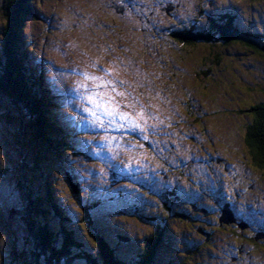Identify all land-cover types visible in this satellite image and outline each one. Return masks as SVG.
<instances>
[{
	"label": "rangeland",
	"instance_id": "rangeland-1",
	"mask_svg": "<svg viewBox=\"0 0 264 264\" xmlns=\"http://www.w3.org/2000/svg\"><path fill=\"white\" fill-rule=\"evenodd\" d=\"M30 1L20 41L34 55L35 67L46 74L39 85L52 89V107L59 108L52 133L57 135L61 124L71 135L61 142L62 154L52 155L49 141L34 136L29 117L0 91V264H25L32 259L34 242L26 221L28 184L31 200L33 191L52 189L63 216L79 228L94 255L100 251L87 214L95 217L99 227L104 226V216L114 230L133 238L130 245L119 246L122 258L130 249L144 248L146 239L140 242V236L147 225L154 224L143 221L141 233L135 235L131 215L120 222L121 217L113 214L111 204H118L114 193L119 181L127 182V190L136 185L135 193L148 196L139 205L136 198L129 200L138 206V214L148 212L153 201L159 203L158 193L151 190L216 188L217 195L189 193L184 202L168 197L174 210L172 215L168 209L171 222L166 227L171 241L160 246L157 264L182 260L186 264H264V236L257 239L264 235V170L252 162L247 143L248 132L256 124L250 107L264 104V54L215 37L192 43L181 42L178 34L173 37L196 24L202 29L209 26L208 13L235 9L237 26L253 34V39L258 35L263 43L264 0H115L125 5L126 12L120 16L111 6L114 0ZM4 2L0 0V53L7 46ZM10 28L9 44L19 30L13 24ZM143 29L148 40H141ZM22 43L14 50L20 51ZM144 45L150 54L141 48ZM127 48L135 57L125 54ZM138 56L147 60L148 70L158 64L163 77L155 70L145 76L136 69L133 63ZM117 60L128 69L120 85L110 82L102 67L113 70ZM137 74L141 84H132ZM150 74L153 78L146 86ZM86 75L98 79H86ZM134 84L145 90L141 95L146 101L125 91ZM71 142L74 148L65 151ZM206 152L225 155L228 170L220 158L211 161ZM192 159L196 164L190 161L188 167L181 166ZM121 169L129 174L121 178ZM234 186L246 193H225ZM208 200L211 210L195 206ZM93 204L91 213L86 208ZM223 205L238 214L236 221L220 226V214L228 212ZM161 208L155 206L154 211ZM177 210L179 215L189 210L185 222H174ZM61 264L68 263L62 260Z\"/></svg>",
	"mask_w": 264,
	"mask_h": 264
},
{
	"label": "trees",
	"instance_id": "trees-1",
	"mask_svg": "<svg viewBox=\"0 0 264 264\" xmlns=\"http://www.w3.org/2000/svg\"><path fill=\"white\" fill-rule=\"evenodd\" d=\"M30 0H5L3 5L4 17L6 19V42L7 46L0 53V91L9 95L13 101V104L21 110L26 117H29L31 123V129L34 132V136L42 138L49 141L52 154H62L63 149L61 148L63 137L59 133L54 135V115H52L49 106L51 103L48 101L47 96L49 95L48 90H45V95H40L42 88L39 85L40 76L35 74L31 67L26 66V59L23 44L19 47L20 51L14 50V46H18L19 42L22 43V38L20 35V30L22 27V21L24 17H27L30 10ZM109 8V7H108ZM235 10V9H234ZM31 11V10H30ZM217 16V15H216ZM13 24V29L18 30V36L13 34V42L9 44L7 39L9 38L10 27ZM200 28V27H199ZM196 32L197 36H193L192 33ZM206 30L201 29H191L187 33L183 32L180 35L181 42L192 43L198 42L204 39H211L215 36H206ZM250 36V37H249ZM246 30L237 26L236 20L230 22H225L224 24H219L218 36L216 39L226 43H240L245 45L252 51L260 52L264 54V42L258 40V35H254L255 39ZM264 36H262L263 38ZM6 44V43H5ZM28 56V55H26ZM25 58V60H24ZM35 81V82H34ZM37 81V82H36ZM38 88V91H36ZM38 95L41 97L38 100ZM45 106L47 111H45ZM192 109H194L192 107ZM253 113H256L255 127L252 128L247 135V143L249 145V151L253 158L254 164L259 168L264 170V104L253 105L250 107ZM21 114V113H20ZM58 130V129H56ZM61 132V131H59ZM69 151V148L64 149ZM70 151H72L70 149ZM39 174V173H38ZM40 175V174H39ZM41 176V175H40ZM51 179V176L48 175ZM51 181V180H50ZM48 180L47 184H50ZM30 187V185L28 184ZM26 185L27 193V230L30 238L34 242V249L32 253V259H30L25 264H61L62 260H65L68 264L79 262L84 264H157L159 258V249L162 247L164 242L167 243L171 241L167 235V225L170 224L171 218L169 213L164 209H169L173 215L174 210H172V204H168V193L174 194L179 193L178 191H172V189L163 192L166 196H160L162 192H154L151 190L150 193H158L157 196L161 200L162 209L157 211L152 209L154 205H151L148 212H143V214H138L134 208H128L127 203H123L124 199L118 200V204L114 205V201L111 207L114 208L113 214L115 216H120V222L124 221L127 216L131 215L134 222H132L135 227L131 231L135 235L139 234L141 231L140 226L143 221L152 223L156 227L147 225L148 230L140 236V242L146 239V245L142 249L128 250L126 257L122 258L121 253L118 254V248L122 244H128L133 241V238L126 232H121L119 229H113L108 220H104L105 217L101 216L102 224L104 226H98L95 217L92 218L87 214L86 220L94 232L96 245L100 251V256L98 254L94 255L88 248V244L83 239L81 232L77 226H71L72 220L68 217H64L61 204H58L54 197L52 196V189L48 186L40 191H33V196L35 199H30L29 187ZM49 190V193H44ZM160 191V190H159ZM126 193L127 191L124 187H116L114 194ZM138 194V195H137ZM136 194L137 202H141L140 193ZM156 195V194H155ZM145 195L144 197H146ZM155 199V198H154ZM172 201V200H171ZM158 206V203L155 202ZM93 213L94 204L88 209ZM110 208V205L108 206ZM122 208V209H121ZM140 210V209H139ZM101 212L104 211L101 209ZM180 212L177 210L175 212L178 215ZM57 218L61 224H56L54 220ZM177 224L179 222H185L182 217L175 220ZM229 225L227 222H220L218 219V224ZM124 229V228H122ZM141 233V232H140ZM150 235V238H149ZM204 237H206L204 235ZM259 239V238H258ZM139 242V243H140ZM14 253L16 249L13 250ZM13 253V254H14ZM98 257V258H97ZM102 260L100 263L99 261ZM27 261V260H25ZM166 264H172L167 263ZM176 264H186L185 260H182Z\"/></svg>",
	"mask_w": 264,
	"mask_h": 264
},
{
	"label": "flooded vegetation",
	"instance_id": "flooded-vegetation-1",
	"mask_svg": "<svg viewBox=\"0 0 264 264\" xmlns=\"http://www.w3.org/2000/svg\"><path fill=\"white\" fill-rule=\"evenodd\" d=\"M121 2V1H120ZM120 2L119 1H113L112 3H111V6L114 8V7H117V12L119 13L118 15L120 16V15H124L125 14V12H126V9L123 7V6H125V5H120ZM209 5H210V2H209ZM122 7V8H121ZM123 20V22H125V24H127V26H129V23H128V20L127 19H125V18H123L122 19ZM134 23V22H133ZM140 33H142V35H141V40L143 39V38H145V37H147L146 38V40H148V38H149V36H146L144 33H145V29H143L142 30V32H140ZM179 35V37H180V35L181 34H179V33H176V35H173V37H177L178 35ZM128 36H130V34L128 35ZM143 37V38H142ZM149 43H150V39H149V41H148ZM134 43H137V40L136 41H134ZM144 47L147 49V51H148V48L144 45V46H142L141 48L144 50ZM147 54H150V52L148 51V52H146ZM127 56H129L130 55V58L132 57V56H134V51H132L130 48L128 49H126V53H125ZM144 54V53H143ZM155 54V53H154ZM123 57H125V55L123 56ZM135 57V56H134ZM139 57V56H138ZM126 58V57H125ZM147 62V60H144V59H142L141 57H139V61L138 62H134L133 63V66H135L136 67V69H138L142 74H144L145 76H146V74H148L149 72L150 73H152L151 72V70H155V72H156V74L159 76V77H163V73H164V71H159L157 68H161L158 64L157 65H154L153 67H150V69L148 70V68H146L145 67V63ZM136 63V64H135ZM150 64V63H149ZM102 67L104 68V70H105V74H107L108 75V80L111 82L112 81V79L114 80V81H116V82H118L119 83V85H120V83H122L121 82V77L128 71V69H127V67H121L120 66V64H119V62H118V60L115 62V67L113 68V70H110V67H105L104 66V64L102 65ZM163 69V68H162ZM153 78V76H152V74H150L148 77H146V86H150V80ZM133 83H136V84H141V80H140V78H139V76H138V74H137V76H136V78H135V82H133V80H132V84ZM124 89V88H123ZM150 90V89H149ZM149 90H148V96L147 97H149L150 95H151V93H149ZM125 91L126 92H128V93H131L132 92V97H134V99L135 98H137L138 99V101H140V102H142V101H146V99L144 98V97H142V95L141 94H143V92L145 91L143 88H137L136 86H135V84H134V87H133V85H132V88L131 87H127V88H125ZM159 101V100H158ZM160 106V105H159ZM193 141H197L196 140V138H193ZM199 143V142H198ZM201 148V147H200ZM216 151V150H215ZM213 155V156H212ZM224 157H221V156H219V153H215V154H213V153H208V152H206V157L207 158H209L211 161H214L215 159H216V157H218V158H220L219 160H222L223 162H224V165L226 166V170H228V168H229V166H228V164H227V160H228V158L225 156V155H223ZM215 158V159H214ZM227 159V160H226ZM179 162V161H178ZM192 162H194V164H196V161H194L193 159H192ZM192 162H190L189 160H185V161H182L181 162V166H183V167H188V165L190 164V163H192ZM165 179V178H164ZM240 188V187H239ZM239 188H237V186L235 187H232L231 189H226V191H225V193H246V191H244V190H242V191H237V189H239ZM252 189H254L253 187H252ZM177 191V190H176ZM211 192H213V193H215L216 192V190H202L201 192H197V193H207V194H209V193H211ZM187 193H194V192H192V191H189V190H186L185 189V191H184V193H174V194H170V193H168V197H171V198H174V199H179V200H182L183 202L186 200V199H189L190 197H186V194ZM165 194V193H164ZM160 196H164L163 194H160ZM165 196H166V194H165ZM239 196V195H238ZM146 198H148V196H146ZM171 200H173V199H169V202H168V204H172L171 203ZM183 202H178L180 205H182L183 204ZM192 203V202H191ZM193 204V203H192ZM161 205V200L159 201V203H158V207ZM194 205V204H193ZM171 208H173V204H172V206H171ZM162 209V208H161ZM173 210V209H172ZM168 212V210L165 208L164 209V212ZM189 210H186V212L187 213H185V212H183V213H185V214H183L181 217L184 219V217H186V216H189L190 215V213L188 212ZM173 215H174V213H173ZM179 215V214H178ZM177 215V216H178ZM179 218V217H178Z\"/></svg>",
	"mask_w": 264,
	"mask_h": 264
},
{
	"label": "snow or ice",
	"instance_id": "snow-or-ice-1",
	"mask_svg": "<svg viewBox=\"0 0 264 264\" xmlns=\"http://www.w3.org/2000/svg\"><path fill=\"white\" fill-rule=\"evenodd\" d=\"M86 79H93V80H95V79H98V78L97 77H89V76L86 75ZM100 86L102 87L103 85H100ZM91 100H92V98L90 97L89 98V101L91 102ZM104 106L105 107H108L109 105L108 104H105Z\"/></svg>",
	"mask_w": 264,
	"mask_h": 264
},
{
	"label": "bare ground",
	"instance_id": "bare-ground-1",
	"mask_svg": "<svg viewBox=\"0 0 264 264\" xmlns=\"http://www.w3.org/2000/svg\"><path fill=\"white\" fill-rule=\"evenodd\" d=\"M122 209V208H121ZM246 224H248V223H246Z\"/></svg>",
	"mask_w": 264,
	"mask_h": 264
}]
</instances>
